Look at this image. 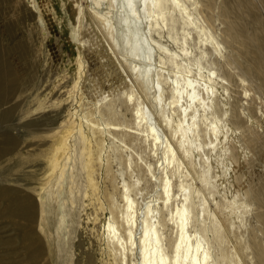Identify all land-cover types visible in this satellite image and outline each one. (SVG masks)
<instances>
[{
  "label": "bare ground",
  "instance_id": "6f19581e",
  "mask_svg": "<svg viewBox=\"0 0 264 264\" xmlns=\"http://www.w3.org/2000/svg\"><path fill=\"white\" fill-rule=\"evenodd\" d=\"M71 1L93 65L80 22L75 35L51 0H31L70 57L53 87L70 77L63 96L40 100L29 124L49 143L36 199L21 196L32 252L50 264H264V0ZM10 33L16 80L25 56ZM136 147L149 161L135 174Z\"/></svg>",
  "mask_w": 264,
  "mask_h": 264
},
{
  "label": "rangeland",
  "instance_id": "374dc122",
  "mask_svg": "<svg viewBox=\"0 0 264 264\" xmlns=\"http://www.w3.org/2000/svg\"><path fill=\"white\" fill-rule=\"evenodd\" d=\"M51 6L62 13L64 19L74 23L75 35L80 22L79 34L83 35L80 44L85 47L83 52L88 58L86 65H93L94 59L86 46L87 42L93 41L92 33L86 21L77 18L74 3L71 0H51ZM11 28L22 44V57L23 53L25 56L20 73L14 76L16 80L6 72L8 55L16 44V39L10 33ZM69 59V50L59 33L55 34L51 43L45 38L31 0H0V264H50L49 257L44 253L35 254L31 250V233L35 234L38 230L20 211L21 196L36 199L32 187L28 185L33 186V181L43 171L44 163L40 155L49 146L46 140L31 138L33 134L28 133L34 128L29 124L42 113L34 114L40 106L45 105L39 104L40 100L51 91L52 100L63 96L70 77L65 78V82L61 80L60 86L53 87L66 74ZM101 87L114 90L119 85L114 81ZM38 93L40 97L36 99ZM118 93L119 90L112 95L117 116L122 112L127 115L125 119L129 120L130 112L126 111L125 104L118 99ZM8 141L15 146L11 153L4 152V145ZM127 152L128 155L131 152L135 154L133 170L136 174L149 161L147 153L141 155L138 147ZM87 235L79 231L82 244L80 251H87L91 255Z\"/></svg>",
  "mask_w": 264,
  "mask_h": 264
}]
</instances>
